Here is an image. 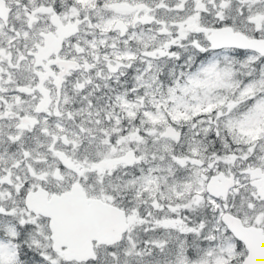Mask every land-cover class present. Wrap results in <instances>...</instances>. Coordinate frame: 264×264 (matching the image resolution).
Here are the masks:
<instances>
[{"label": "flooded vegetation", "instance_id": "flooded-vegetation-1", "mask_svg": "<svg viewBox=\"0 0 264 264\" xmlns=\"http://www.w3.org/2000/svg\"><path fill=\"white\" fill-rule=\"evenodd\" d=\"M230 33L264 42V0H0V241L12 243L9 252L19 264L37 258L26 237L35 223L39 232L47 223L26 209V193L75 186L111 203L102 196L110 188L100 170L99 139L123 144L119 152L131 146L138 166L145 154L133 140L150 133L147 125H165L152 118L161 93L155 79L163 87L167 77L184 81L198 69L199 84L213 78L210 102L219 117L223 106L229 109L228 83L264 78V54L213 46ZM257 129L240 165L210 173L204 186L211 176L217 196L209 195L210 208L219 224L224 227L219 218L226 212L258 228L264 244V221L251 213L257 205L264 209V125ZM41 161L54 163L46 174L35 172ZM240 195L245 204H238ZM111 245L93 244L95 258L98 248ZM62 250L48 247L57 264L94 263L65 261Z\"/></svg>", "mask_w": 264, "mask_h": 264}, {"label": "rangeland", "instance_id": "rangeland-1", "mask_svg": "<svg viewBox=\"0 0 264 264\" xmlns=\"http://www.w3.org/2000/svg\"><path fill=\"white\" fill-rule=\"evenodd\" d=\"M198 74V69L191 71L184 81L166 76L169 80L163 87L154 80V89L161 93L154 98L157 103L152 118L165 125H147L150 133L133 140L138 154H145L139 157L137 167L131 146L119 152L123 144L99 139L103 161L100 170L110 188L102 196L124 210L127 228L119 242L98 248L92 264H237L244 255L241 245L212 215L210 207L214 202L205 192L204 182L218 169L237 168L239 157L253 146L258 125H264V94H257L264 78L228 83L229 109L223 106L216 117V106L210 102L215 95L211 90L213 78H202L199 84ZM161 106L163 112L158 110ZM167 124L181 131L177 140L161 136ZM37 155L43 157L44 150ZM53 164L41 161L35 172L46 174ZM246 200L240 195L238 204ZM242 209L247 212L245 207ZM253 212L264 221L261 205ZM211 217L213 220H209ZM35 224L26 244L37 258L23 264H57L56 257L48 253L45 223L41 222L40 232ZM7 231L15 235L9 226ZM8 245L0 241V264H19L20 259L13 257Z\"/></svg>", "mask_w": 264, "mask_h": 264}, {"label": "water", "instance_id": "water-1", "mask_svg": "<svg viewBox=\"0 0 264 264\" xmlns=\"http://www.w3.org/2000/svg\"><path fill=\"white\" fill-rule=\"evenodd\" d=\"M210 42H214L213 31ZM213 46L254 50L264 54L263 41L247 39L235 33H230L227 41ZM162 136L177 140L179 132L173 126L166 125ZM204 190L212 197L217 196L212 191L211 176L206 181ZM24 205L28 211L47 220L50 247L52 250L63 248L62 257L65 261L83 262L95 259L93 244H115L121 240L127 228L122 208L98 198L86 197L75 186L59 194L48 195L43 190L26 193ZM219 219L244 250L238 264H264V244L260 230L242 226L237 217L226 212Z\"/></svg>", "mask_w": 264, "mask_h": 264}, {"label": "trees", "instance_id": "trees-1", "mask_svg": "<svg viewBox=\"0 0 264 264\" xmlns=\"http://www.w3.org/2000/svg\"><path fill=\"white\" fill-rule=\"evenodd\" d=\"M59 264H66V263H64L63 261H60V263Z\"/></svg>", "mask_w": 264, "mask_h": 264}]
</instances>
